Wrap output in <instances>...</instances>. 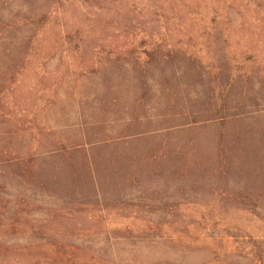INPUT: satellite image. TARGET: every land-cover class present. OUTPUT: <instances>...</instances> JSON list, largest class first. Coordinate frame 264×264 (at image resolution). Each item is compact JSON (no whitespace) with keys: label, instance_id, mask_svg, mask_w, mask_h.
Masks as SVG:
<instances>
[{"label":"rangeland","instance_id":"374dc122","mask_svg":"<svg viewBox=\"0 0 264 264\" xmlns=\"http://www.w3.org/2000/svg\"><path fill=\"white\" fill-rule=\"evenodd\" d=\"M0 264H264V0H0Z\"/></svg>","mask_w":264,"mask_h":264},{"label":"trees","instance_id":"16d2710c","mask_svg":"<svg viewBox=\"0 0 264 264\" xmlns=\"http://www.w3.org/2000/svg\"><path fill=\"white\" fill-rule=\"evenodd\" d=\"M129 136L131 135L117 136V138L115 139L108 138L99 141L88 142L86 144V148L83 147L80 150H72L66 152L65 161L70 171H66L64 168H61L62 165L56 164L55 168L53 167L55 179H58L59 182V180L63 176H65V174H68V176L72 177L73 180H79L80 177L83 175L82 172H85L84 175L85 177L90 179L93 188H100L101 184H106L107 181L114 179V177L118 174L116 171L119 170L118 168H120V164L119 156L114 151L110 153H100L98 152V147H107L114 141L117 144L118 141H124L125 139H129ZM76 156L78 159L75 158ZM126 159L128 162L127 155ZM128 164L129 163H127V169L124 170L125 172L128 171L127 175H130L134 173V167Z\"/></svg>","mask_w":264,"mask_h":264}]
</instances>
